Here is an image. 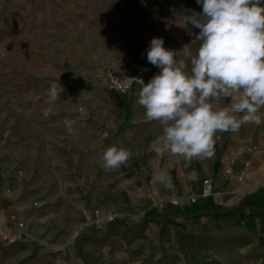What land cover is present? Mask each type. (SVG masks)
I'll use <instances>...</instances> for the list:
<instances>
[{
  "label": "rangeland",
  "instance_id": "obj_1",
  "mask_svg": "<svg viewBox=\"0 0 264 264\" xmlns=\"http://www.w3.org/2000/svg\"><path fill=\"white\" fill-rule=\"evenodd\" d=\"M201 11L196 0H0V173H9L12 190L25 192L29 184L43 192L31 204L45 217L38 226L65 233L69 244L103 220L100 207L70 197L88 195L97 173L119 175L102 167L107 147L132 153L148 137L155 142L163 135L158 122L145 118L139 91L114 93L107 75L150 64L154 37L179 51L178 60L186 44L195 52L199 30L185 17ZM53 85L54 102L48 95ZM66 120L73 121L71 134ZM12 218L11 227L21 230L20 216ZM139 256L117 249L108 262Z\"/></svg>",
  "mask_w": 264,
  "mask_h": 264
},
{
  "label": "crops",
  "instance_id": "obj_2",
  "mask_svg": "<svg viewBox=\"0 0 264 264\" xmlns=\"http://www.w3.org/2000/svg\"><path fill=\"white\" fill-rule=\"evenodd\" d=\"M229 103L230 98L221 101ZM213 139L210 155L184 159L158 155L157 140L148 137L114 170L119 175L97 173L88 195L70 199L100 207L103 220L91 233L74 234L69 244L65 233L38 226L45 217L31 204L43 192L29 184L25 192L12 190L16 183L4 170L0 235L9 239L0 247V264H113L108 259L117 249L141 253L123 264H264V123L244 124ZM207 178L216 196L198 197ZM193 197H198L195 203ZM13 215L20 216L23 229L11 227ZM109 216L115 221L108 223Z\"/></svg>",
  "mask_w": 264,
  "mask_h": 264
},
{
  "label": "clouds",
  "instance_id": "obj_3",
  "mask_svg": "<svg viewBox=\"0 0 264 264\" xmlns=\"http://www.w3.org/2000/svg\"><path fill=\"white\" fill-rule=\"evenodd\" d=\"M196 3L202 11L185 17L199 30L200 45L195 52L186 44L182 48L184 59L178 60L179 51L166 48L163 38L154 37L147 61L160 71L147 83L134 78L141 85L137 103L145 109V118L163 128V135L153 145L158 155L184 159L207 156L219 133H235L248 123H264V3ZM48 95L51 101L56 100L55 85ZM225 98H230V103L222 106ZM48 114L45 111L44 115ZM64 123L71 134L73 121ZM131 155L130 149L113 144L102 154V167L115 170Z\"/></svg>",
  "mask_w": 264,
  "mask_h": 264
},
{
  "label": "built area",
  "instance_id": "obj_4",
  "mask_svg": "<svg viewBox=\"0 0 264 264\" xmlns=\"http://www.w3.org/2000/svg\"><path fill=\"white\" fill-rule=\"evenodd\" d=\"M155 75V69L153 68L152 64H147L144 67L137 69V70H129L126 71L122 74L116 73V72H110L107 75V80L110 86V89L119 95L123 96H131L137 91L140 90L141 85L139 84L138 81L134 80V78H140L143 79L145 83H147L153 76ZM264 110V108H262ZM246 153H252L253 149L252 148H246L245 149ZM234 163V160L232 161ZM248 162L244 164L245 167L248 166ZM230 173V169L226 170V174ZM243 174L238 177L239 181H242L243 179ZM216 193L213 190V181L210 178L205 179L202 182V190L201 193L198 197L201 198H211L215 197ZM198 197H193L190 199L191 203H195L197 201ZM172 204L178 205L179 201L177 199L172 200ZM37 203H34V206H37ZM2 213L0 212V219H1ZM109 222L113 221V217L108 218ZM18 229L23 228V223L19 222L17 224ZM9 239L8 236L5 235H0V244L1 242H7Z\"/></svg>",
  "mask_w": 264,
  "mask_h": 264
},
{
  "label": "trees",
  "instance_id": "obj_5",
  "mask_svg": "<svg viewBox=\"0 0 264 264\" xmlns=\"http://www.w3.org/2000/svg\"><path fill=\"white\" fill-rule=\"evenodd\" d=\"M152 216H154V215H153V214H151L149 217H152ZM183 218L185 219V218H187V217H183Z\"/></svg>",
  "mask_w": 264,
  "mask_h": 264
}]
</instances>
